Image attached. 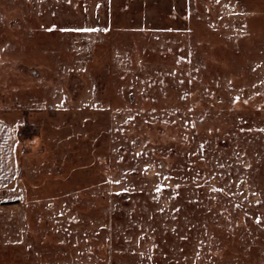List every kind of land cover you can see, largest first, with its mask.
<instances>
[{
	"label": "rangeland",
	"instance_id": "obj_1",
	"mask_svg": "<svg viewBox=\"0 0 264 264\" xmlns=\"http://www.w3.org/2000/svg\"><path fill=\"white\" fill-rule=\"evenodd\" d=\"M0 118V264H264V0H0Z\"/></svg>",
	"mask_w": 264,
	"mask_h": 264
},
{
	"label": "crops",
	"instance_id": "obj_2",
	"mask_svg": "<svg viewBox=\"0 0 264 264\" xmlns=\"http://www.w3.org/2000/svg\"><path fill=\"white\" fill-rule=\"evenodd\" d=\"M17 129L0 118V194L6 192L18 174Z\"/></svg>",
	"mask_w": 264,
	"mask_h": 264
}]
</instances>
